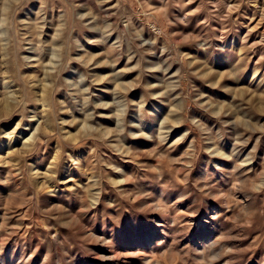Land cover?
Instances as JSON below:
<instances>
[{
  "label": "rangeland",
  "instance_id": "obj_1",
  "mask_svg": "<svg viewBox=\"0 0 264 264\" xmlns=\"http://www.w3.org/2000/svg\"><path fill=\"white\" fill-rule=\"evenodd\" d=\"M0 264H264V0H0Z\"/></svg>",
  "mask_w": 264,
  "mask_h": 264
},
{
  "label": "bare ground",
  "instance_id": "obj_2",
  "mask_svg": "<svg viewBox=\"0 0 264 264\" xmlns=\"http://www.w3.org/2000/svg\"><path fill=\"white\" fill-rule=\"evenodd\" d=\"M235 168V167H234Z\"/></svg>",
  "mask_w": 264,
  "mask_h": 264
}]
</instances>
